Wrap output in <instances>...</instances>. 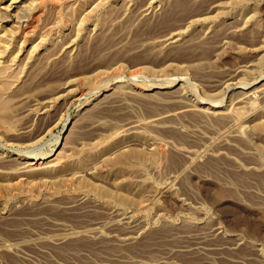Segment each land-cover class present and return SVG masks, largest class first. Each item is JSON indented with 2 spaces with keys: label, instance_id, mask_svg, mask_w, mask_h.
Instances as JSON below:
<instances>
[{
  "label": "rangeland",
  "instance_id": "1",
  "mask_svg": "<svg viewBox=\"0 0 264 264\" xmlns=\"http://www.w3.org/2000/svg\"><path fill=\"white\" fill-rule=\"evenodd\" d=\"M175 1L0 0V264H264V0Z\"/></svg>",
  "mask_w": 264,
  "mask_h": 264
},
{
  "label": "bare ground",
  "instance_id": "2",
  "mask_svg": "<svg viewBox=\"0 0 264 264\" xmlns=\"http://www.w3.org/2000/svg\"><path fill=\"white\" fill-rule=\"evenodd\" d=\"M27 1V0H26ZM35 1V0H34ZM230 1H232V0H230ZM236 1V0H235ZM40 2H42V0H40ZM225 2H227V0L225 1ZM225 2H223V3H225ZM24 3V2H23ZM30 3V2H29ZM21 4V3H20ZM26 4H28L27 2H26ZM19 5V4H18ZM84 5V4H83ZM24 6L26 7V5L24 4ZM28 6H29V4H28ZM8 7H9V5H8ZM177 7H179V8H181L182 9V12H183V15L184 14H186V13H188L189 12V9H191L190 8V4H189V1L188 0H176L174 3H173V5H172V8L170 9V11H174ZM222 8H223V6H221ZM20 8V7H19ZM178 9V8H177ZM176 9V10H177ZM225 9V8H224ZM251 9V8H250ZM22 10H23V8H22ZM25 10V9H24ZM84 11V10H83ZM85 12V11H84ZM181 14V13H180ZM249 14V13H248ZM36 15V14H35ZM178 15V14H177ZM182 15V16H183ZM21 17V16H20ZM24 17V16H23ZM22 17V18H23ZM173 17V16H172ZM178 17H180V15H178L177 16V18ZM177 20V19H176ZM37 22V21H36ZM29 23V22H28ZM29 27V24H26V25H23V24H21V22H19V25L18 26H16L17 27V32H16V34L15 35H17L18 36V38L20 37L22 40H25L26 39V34L28 33V31L30 30L31 31V29H33V28H31V27H29V29L28 28H25V27ZM33 26V25H32ZM31 28V29H30ZM21 29V30H20ZM37 31V30H36ZM14 33V32H13ZM30 33V32H29ZM29 35V34H28ZM11 36V35H10ZM17 36H15V38H17ZM34 37V36H33ZM29 40V39H28ZM38 40V39H37ZM36 40V41H37ZM24 42V41H23ZM22 43V42H21ZM37 43H38V41H37ZM0 44H3V47L5 46L6 48H8V47H12L13 45H14V42L12 41V39L9 37V35H7V32H4V31H0ZM16 45V44H15ZM18 45V44H17ZM1 46V45H0ZM1 49V48H0ZM7 49H5V51H6ZM11 50V49H10ZM7 52V51H6ZM4 53V52H3ZM17 53V52H16ZM14 54V53H13ZM25 63V62H24ZM0 64H1V62H0ZM8 66V65H7ZM6 65L5 66H3V65H1L0 66V97H2L3 95L1 94L2 93V90H4V88H6L7 90H8V88H9V86H7L8 84H11L10 82L9 83H7L8 82V79L9 78H13L15 75H14V72L12 71H7V68L9 67H7ZM18 66V65H17ZM21 67H22V65H21ZM18 69V68H17ZM17 69H15V70H17ZM18 77V76H17ZM14 79H16V78H14ZM8 87V88H7ZM5 91V90H4ZM2 95V96H1ZM5 97V96H4ZM1 100H2V98H0ZM4 101V100H3ZM2 102V101H1ZM252 103H253V101H252ZM250 104V103H249ZM4 105H2V108H4L5 109V107H3ZM9 107V106H8ZM7 109V108H6ZM2 111V110H1ZM7 113V112H6ZM5 113V114H6ZM2 115V114H1ZM9 115H12V114H9ZM6 116V115H5ZM3 118V117H2ZM6 120V119H5ZM264 149V148H263ZM127 154H129V153H127ZM120 156V155H119ZM31 158V160H41V159H45L46 158V156L44 157H37V156H35V157H30ZM119 158V157H118ZM144 158V157H143ZM123 159H124V157H123ZM137 159V158H136ZM140 159V158H139ZM30 160V161H31ZM142 160V159H141ZM116 161V160H115ZM36 162V161H35ZM47 162V161H46ZM27 163L29 164V161H27ZM26 163V164H27ZM44 162H41L40 163V165L39 166H36V169H37V167L40 169V166L43 164ZM48 163V162H47ZM50 164V166L51 165H53V164H55V163H53V164H51V162H49ZM35 163H34V161H31L30 162V164L28 165L30 168H27L26 166H24V167H21V169L18 171H16L15 172V174L13 175L14 177H13V182H11V185H10V194H17V193H20L21 191H22V187L23 186H21L22 184H23V182H24V175L27 173V172H25L27 169H33V168H35V166L34 167H32L33 165H34ZM122 164V163H121ZM32 165V166H31ZM49 165H47V167L49 166ZM56 166V165H55ZM54 167V166H53ZM27 168V169H26ZM44 169V168H43ZM48 169V168H47ZM46 171V170H45ZM118 171V170H117ZM125 176V175H124ZM124 176H122V177H124ZM120 179V178H119ZM27 181V180H26ZM33 182V181H32ZM33 184H34V182H33ZM44 185V184H43ZM138 185V184H137ZM29 186V185H28ZM42 186V185H41ZM27 187V186H26ZM26 187H25V189H26ZM31 187V186H30ZM30 187H29V189H30ZM28 188V187H27ZM24 190V189H23ZM19 195V194H18ZM5 196V195H4ZM117 199V198H116ZM119 199V198H118ZM119 201V200H118ZM141 202V201H140Z\"/></svg>",
  "mask_w": 264,
  "mask_h": 264
}]
</instances>
